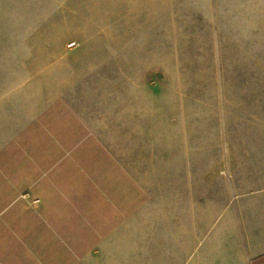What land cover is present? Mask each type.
<instances>
[{
	"label": "rangeland",
	"instance_id": "374dc122",
	"mask_svg": "<svg viewBox=\"0 0 264 264\" xmlns=\"http://www.w3.org/2000/svg\"><path fill=\"white\" fill-rule=\"evenodd\" d=\"M261 1L33 0V44L48 50L34 56L28 94L62 93L92 65L61 102L81 148L65 150L59 192H97L104 206L232 207L235 175L264 168L243 127Z\"/></svg>",
	"mask_w": 264,
	"mask_h": 264
},
{
	"label": "crops",
	"instance_id": "0c3cea01",
	"mask_svg": "<svg viewBox=\"0 0 264 264\" xmlns=\"http://www.w3.org/2000/svg\"><path fill=\"white\" fill-rule=\"evenodd\" d=\"M256 5L251 122L243 127L251 147L264 155V0ZM33 9V0H0V264H178L209 234L190 264H264L262 166L254 172L245 165L250 172L235 175L234 205L223 211L193 204L104 206L97 204V192H59L65 187L58 171L60 165L64 170L65 150L81 148L74 132L67 137L61 102L92 65L62 93L28 94L34 56L48 50L44 43L34 47ZM238 36L241 49V25ZM135 213L136 222L126 220ZM150 213L153 221H147ZM211 213L221 218L216 225Z\"/></svg>",
	"mask_w": 264,
	"mask_h": 264
}]
</instances>
